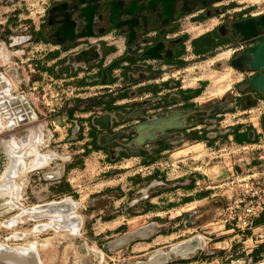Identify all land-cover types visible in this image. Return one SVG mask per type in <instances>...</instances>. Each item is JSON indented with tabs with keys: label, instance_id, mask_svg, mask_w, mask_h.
<instances>
[{
	"label": "rangeland",
	"instance_id": "374dc122",
	"mask_svg": "<svg viewBox=\"0 0 264 264\" xmlns=\"http://www.w3.org/2000/svg\"><path fill=\"white\" fill-rule=\"evenodd\" d=\"M26 1L32 3V0ZM3 2L9 5L8 0ZM220 7L229 10L225 21L264 14V0H224ZM20 12V16L10 17L4 25H0V74L8 83L6 88L0 89V105L5 100L12 102L16 96L27 95L32 118L20 121L11 116L2 117L5 116H1L2 113L11 114V110L0 108V150H6V156H11L17 149V154L12 155V164L18 162L20 168V171L9 169L19 206L8 204L13 192L0 195V246L27 248L29 251L36 249L40 264H148L152 253L133 254L130 247L143 241L140 234L136 236L135 228L151 218L144 215L151 210V189L148 187L155 174L151 173V162L154 160L151 151L155 141L147 140L139 146L138 149L146 153L142 156H148V161L138 172L140 164L131 160L135 155L130 152L137 148L134 143L136 126L149 120L155 112V106L152 105L155 91L168 82H180L184 73H180L172 63L121 64L122 61H119L114 67L117 70L113 71L112 68L103 77L107 80L111 72L115 83L109 88L95 86L102 79L98 73L103 63L102 59L98 60L101 55L98 44L60 55L49 46L39 45L26 38L30 35L28 29L24 30L26 17L37 20L39 13L27 5H23ZM234 47L235 43L231 41L229 47L205 55L201 58L200 70L192 67L193 60L188 61L189 65L185 67L190 68L185 74L190 72L192 77L202 79L207 85L202 98L204 102L200 104L209 105L204 110L209 111L212 105L222 102L228 101L230 104L215 113L217 116L211 115L214 122L209 125L216 127L220 125L219 121L226 124L237 118L249 121L247 116L252 115L254 122L259 118L264 132V101L260 103L250 98L251 103L248 105L243 98L241 105L235 104L237 87L234 85L243 79L240 87H245L243 83L248 77L229 64ZM87 72H90L87 77H94L88 85L82 82ZM3 80H0V84ZM183 84L188 87L192 81ZM215 91L223 92L217 94ZM24 99L19 98L22 103ZM159 106L166 107L167 103ZM249 109L251 113L224 116ZM159 112L166 118V109ZM211 127L207 130L215 131ZM225 135V132L216 136L211 134L205 147L196 145L198 143L193 139L176 141L171 146L174 152H179V156L194 145L192 154L206 155L208 159L217 150L230 157L234 155V159L238 154L240 159L242 152L227 143ZM105 155L110 165L104 163ZM93 160L99 168L93 169ZM236 163L231 164L234 172L241 173L246 169L242 165L243 160H239L238 166ZM213 166L215 164L210 162L200 170L210 177L208 180L203 174L207 185L219 184L225 179L226 170L222 166ZM179 167L176 176L186 172V177L190 179L191 170L188 166L180 162ZM165 169L160 168V171ZM185 175L178 177V180L182 182ZM5 189L0 178V191L5 193ZM176 189L168 190L165 186H159L155 188V196ZM219 198L221 201L213 205L217 209L219 206L218 210H221L226 202L224 198ZM211 199L190 206L172 205L177 207L172 209L170 215H178L183 224V213H191L199 208L209 211ZM60 202L73 207L74 211L67 215L78 219V228L72 227L59 213L44 212V207ZM255 224H261L258 238H264V212ZM190 237L182 238L187 240ZM208 242L203 239L201 248L185 255L184 259L171 254L167 264H243L238 262L243 258L242 253L232 251L237 245L225 251L211 249L210 244L213 242ZM194 247L187 246L184 251ZM244 264H264V247L259 248L251 261Z\"/></svg>",
	"mask_w": 264,
	"mask_h": 264
},
{
	"label": "crops",
	"instance_id": "0c3cea01",
	"mask_svg": "<svg viewBox=\"0 0 264 264\" xmlns=\"http://www.w3.org/2000/svg\"><path fill=\"white\" fill-rule=\"evenodd\" d=\"M72 1L73 0H32V3L28 4L26 0H11L8 5L5 4L3 0H0V25H4L10 17L20 16V11L22 10L23 5H27L28 7L30 6L34 9V12L39 13V15L37 16V20L31 16L26 17L28 19L27 24L24 25V30L28 29L30 32V35L26 38L34 40L39 45L49 46L52 50H56V52L60 53V55L70 54L78 48H74L72 46L74 44L73 41L60 43L58 41L59 38L53 35L55 26L49 24L48 11L53 6L59 5L63 2ZM213 2H219L215 4V6L219 7L224 4V0H216ZM209 5L205 7L195 5L193 9L190 10H185L184 8L180 9L181 13L179 16L175 17L176 20H174L175 22L171 24L168 34V37L173 41L168 43L169 47L165 44L166 56H163L162 59L147 58L144 60L136 59L135 61H129L135 58L132 50L134 49V46H129L126 35L121 34L119 31L115 32L116 29L109 23L101 24L94 28L95 35L93 37L83 39L80 38L77 41H89L90 44L96 43L99 45L103 63L98 68V73L100 74V78L102 76V79H100L101 82L95 84V86L109 88L115 83V79L111 72L106 80L103 78V71L108 68V65H112L116 61H122L121 64L132 62H141V64L152 62L172 63V65L179 69L178 71H180V73H184V76L180 75L181 78L179 77L180 82L176 83L171 81L168 82L167 85L162 84L165 88L159 86L155 91L154 98L152 99V101H154L152 105L155 106V112L151 115L150 119H164L161 116L162 112H159L161 108L159 105H163V103L166 102V121L163 124L158 123L153 126L156 128L153 131V136L156 139L154 144H152L153 149L151 154H153L154 160L152 159L151 162V173L155 174H153L150 182L151 184L148 187V189H151V198L149 200L151 210L144 215L145 217L151 218L149 221H146L145 224L142 222L135 228L136 236L140 234L143 241L137 242L134 246H131L130 252L141 255L147 252L152 253L158 250H165L176 241L186 239L182 237L193 236L197 233L200 234L203 239L208 240L211 243L213 242V244H210L212 245L211 249L214 248L216 250L220 249L229 251L232 247L237 245L232 249V251L233 253H242L243 258H241V261L238 262L244 264L246 261H251V257L254 253H257L259 248L264 247V238H258L262 226L261 224H255L256 221H258V219H256L251 228L241 232L237 229H233L231 224L223 223L221 220L222 209L218 210L219 206L217 209V206L213 205V203L221 201L219 197L224 198V201L227 202L228 192L225 190V187L220 185V183H210V185H207L205 182L206 179L203 176L205 175L208 180L210 177L206 173H202L200 170L207 166L210 162H213V164H215L213 167L222 166L226 172L229 170L234 171L231 164L233 165V162L234 164L237 162L236 164L238 166L240 159L244 161L242 165L246 168L245 170L259 166L260 163L256 160L255 153L249 155L244 148L245 146L256 142L260 137H263L264 134H261V128L258 121L254 122L252 120V115L247 116L249 121L244 118H237L226 124H221V121H219L218 123L220 125L216 127H214V125H209L208 123L214 122V120H212L213 116L211 115L213 114H211V112L216 109V106L226 103V106L229 107L230 104L228 101L222 102L212 105V108L209 111L204 110L203 108H207L209 105L200 106V104L204 102L202 98L207 91V85H205L202 79L192 77L191 74H189L190 72L185 74V71H188L190 68H186V65H189L187 63L188 61L193 60L194 62L192 67L195 70H200V67L202 66L200 64L201 58L205 57V55L211 54L212 51L225 49L231 44V41L222 40L217 32L229 10H223V7H221L222 10L219 12L216 11L212 14H203V10ZM53 21L55 20H50V22ZM151 30H154V28ZM241 45V42L235 44V47L232 49V55L240 49ZM115 70H117V68L113 69V71ZM235 70L243 75H247L248 79L251 75H253V72L249 69L235 68ZM89 74L90 72H87L85 74L86 77L82 80L83 83L86 82V85L90 84L89 82L92 78H94L87 77ZM186 81H192V84L185 87L183 83ZM242 81L243 79L234 85L237 87V89H235V95L237 97V99H235V104L241 105L245 99L246 104L249 105V103H251L250 98H252L253 101L257 100L262 103L264 98L258 93L254 91L246 92L245 89L247 85L243 88L240 87ZM6 87L7 86L3 83L0 84V89L3 90ZM215 92L220 94L223 91ZM21 97L22 99L25 98L30 104V100L27 95L16 96L15 100L12 102L5 100L4 104L0 105V108L1 110H11V114L5 112L4 114L2 113L1 116H11L12 119L18 118L20 121H24V119H31L28 116L25 106L19 100ZM240 97H242V99H239ZM151 112H153V110H151ZM247 112L251 113L252 110L249 109L233 114H224V116L231 115L232 117H235L238 113L246 114ZM215 115L217 116V114ZM187 117L188 119L186 121ZM162 125L167 126L164 131L160 130ZM174 126H176V128H174ZM211 126L215 128V131L207 130L208 128H212ZM218 128L221 129L216 130ZM181 130H184L183 134L175 132ZM223 132L226 133L225 137L226 141H228L227 143L234 145L238 152H242L243 156L240 159L238 158L240 156L238 154L235 155L236 158L234 159L232 158L234 155L230 157L227 154L221 153L220 150L212 152L209 159L206 155L202 157V155H197V153H194L196 154L194 156L191 150L194 145L186 148L185 154L179 156L177 155L179 152H174V148L172 149L171 146L175 145L176 141L184 142L193 139V141L198 143L196 145H202L205 147V143L211 137V134L216 136L217 134H222ZM235 136L241 137L242 141L236 142ZM214 143L216 144L217 141ZM181 145H184V143ZM105 156L106 161H104V163L109 164L108 156ZM147 157L148 156L135 155V157L131 159L134 163L140 164L138 166L139 169H137L136 172L143 167L144 162L148 161ZM230 161H232V163ZM180 162H183L185 166H188L191 170L189 171L190 179L186 177V172H182L176 176L178 173L177 168H180ZM95 163V160H93V169L98 167ZM160 168H162V170L166 168V171H160ZM193 171L197 173H193ZM184 175L185 177L183 178V181L180 182L178 177ZM160 178L164 180H160ZM159 186H165L168 190L170 188L177 189L165 193L162 192L161 194H157L155 196V188H158ZM157 193H159V191H157ZM209 198H212L210 201L211 208H209L210 210L213 209L212 213H210V210L207 211L206 209H195L191 211L188 220L184 218L185 221L183 224H181V219L178 218V215H170L172 209L177 207L172 205L182 204L184 206H190L201 203ZM185 214L187 213L182 214L183 217ZM139 217L142 218L143 216ZM173 220L175 222H173ZM186 234L190 235L185 236Z\"/></svg>",
	"mask_w": 264,
	"mask_h": 264
},
{
	"label": "water",
	"instance_id": "95a60500",
	"mask_svg": "<svg viewBox=\"0 0 264 264\" xmlns=\"http://www.w3.org/2000/svg\"><path fill=\"white\" fill-rule=\"evenodd\" d=\"M179 1L182 0H73L72 2H63L50 8L48 11V20L50 25L55 26L53 35L59 38L58 41L60 43L93 37L95 35L94 28L105 21L119 30L121 34H125L128 44H133L137 38L136 27L139 23L146 30V23L149 17H154L157 21H161V26L165 25L167 22L173 20L176 4ZM213 1L216 0H195L193 5L205 7ZM52 19L55 21L50 22ZM230 31L233 36L241 37L243 41L252 43L238 57L232 59L230 65L237 69H243L244 67L238 63H246L247 69L253 72V75L249 78L245 91H254L264 98V14L234 22L230 25ZM135 46L137 47V45ZM164 50L165 43L159 40L150 46L144 55L152 59H162V52ZM101 59L102 55H100L98 60ZM135 60L133 58L129 61ZM117 63L119 62L116 61L105 69L103 76H107V71L114 68ZM3 79L4 77L0 74V80ZM2 82L7 86L8 83L5 80ZM23 105L28 112V116L32 118V108L26 99H24ZM226 108V103L216 106V109L211 114L221 112ZM165 121L166 118L157 120L149 119L137 125L135 128L137 137L134 140L137 148L132 149L130 153L134 155H145L146 153L143 150L138 149L139 146L145 144L147 140L155 141L156 138L153 136V131L156 128L153 126L158 123L163 124ZM262 125L264 127V115L262 117ZM166 128V125H162L160 130L164 131ZM14 154H17V149L12 153V155ZM12 155L6 156V150H0V178H2L3 184L6 186L5 193L0 191V195L13 192L12 199L8 204L19 206L16 202V190L9 169L20 171V168L18 162L12 164ZM227 176L228 172H226L225 178ZM44 209L46 213H59L64 220H68L72 227L78 228L80 225V222H78L75 216L68 217L67 213L70 211L73 212L74 209L67 203L50 204L44 207ZM190 214H185L184 218L188 220ZM202 241L203 237L200 234L192 236L178 244L171 245L167 251L158 250L152 252L147 263L167 264L171 258V254L180 259H184L185 255L194 253L197 249H200ZM187 246L190 248L191 246L196 247L192 249L188 248L187 251H184V249H187ZM27 252L28 254L22 248L12 249L8 246L5 248L0 246V264H40L36 249Z\"/></svg>",
	"mask_w": 264,
	"mask_h": 264
},
{
	"label": "built area",
	"instance_id": "2783aa9c",
	"mask_svg": "<svg viewBox=\"0 0 264 264\" xmlns=\"http://www.w3.org/2000/svg\"><path fill=\"white\" fill-rule=\"evenodd\" d=\"M261 128L259 118L257 119ZM261 134H264L261 129ZM244 150L255 153L259 166L241 173L228 171L220 183L228 192V200L222 208L221 220L241 232L251 228L254 221L264 212V135Z\"/></svg>",
	"mask_w": 264,
	"mask_h": 264
},
{
	"label": "flooded vegetation",
	"instance_id": "af4514ba",
	"mask_svg": "<svg viewBox=\"0 0 264 264\" xmlns=\"http://www.w3.org/2000/svg\"><path fill=\"white\" fill-rule=\"evenodd\" d=\"M67 1H69V0H67ZM194 1L195 0H182V1H179L176 4V9H175V12H174L173 20L167 22L165 25L161 26V21L160 20L157 21L154 17H149V20L146 23V30H144L143 29V25L141 23H139V25L136 27L137 38H136V40H135V42L133 44H129V46L137 45V47L135 46L134 49H132L135 59L144 60V59L149 58V57H146L144 55L145 51L150 46H152L155 43H157L159 40H162L166 44V46L169 47L168 43L173 41L172 39H170L168 37L171 24H173V22H175L174 21V20H176L175 17L179 16V14L181 13L180 12L181 8H184L185 10L186 9L187 10L193 9V7L195 6V5H193ZM217 3H219V2H211V4L207 8H205L203 10V14H212V13H215L216 11L219 12L220 10H222L221 7L215 6V4H217ZM196 10H198V9H196ZM251 17H257V16H253V15L247 16L246 15V16H242L241 18H237V19H235L233 21H225V20H223V22L220 24V26L218 28V31H217L218 35H219V37L222 40L234 41L235 44L240 43V42L242 43V45L240 46V49L235 52V54L233 55L231 60L236 58V57H238L245 49L250 47L252 45V43H250L249 41H242L241 37L233 36V34L230 31V25L232 23H234V22H237V21H240V20H244V19H247V18H251ZM105 23H107V22L104 21L102 24H105ZM153 28H154V30H151ZM117 31H119V30L116 29L115 32H117ZM77 40L73 41L74 44L72 45L74 48H78L76 51L84 48L85 46L90 45L89 41H77ZM76 51H74V52H76ZM162 55L166 56V50H164L162 52ZM238 64L243 66L244 69H247L246 63L239 62ZM162 109H166V107H163V108L161 107L160 110H162ZM187 119H188V117L186 118V121H187ZM175 132H179V133L183 134L184 130L175 131Z\"/></svg>",
	"mask_w": 264,
	"mask_h": 264
},
{
	"label": "trees",
	"instance_id": "16d2710c",
	"mask_svg": "<svg viewBox=\"0 0 264 264\" xmlns=\"http://www.w3.org/2000/svg\"><path fill=\"white\" fill-rule=\"evenodd\" d=\"M248 80H249V79H248ZM248 80H247L246 82H244V83H243V85H244V86H246V85H247V83H248ZM235 141H236V142H241V141H242V139H241V137L235 136Z\"/></svg>",
	"mask_w": 264,
	"mask_h": 264
},
{
	"label": "bare ground",
	"instance_id": "6f19581e",
	"mask_svg": "<svg viewBox=\"0 0 264 264\" xmlns=\"http://www.w3.org/2000/svg\"><path fill=\"white\" fill-rule=\"evenodd\" d=\"M0 58H1V56H0ZM11 171H12V170H11ZM14 171H16V170H14ZM4 186H5V185H4ZM2 188L4 189V187H3V186H2ZM3 189H2V190H3ZM28 249H29V248H28ZM30 249H32V247H31ZM22 250H23V251H25V252H26V254H28V252H27V251H29V250H27V248H26V249H25V248H23Z\"/></svg>",
	"mask_w": 264,
	"mask_h": 264
}]
</instances>
